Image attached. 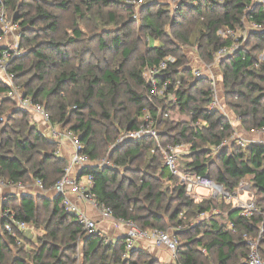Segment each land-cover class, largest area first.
<instances>
[{
  "label": "trees",
  "instance_id": "trees-1",
  "mask_svg": "<svg viewBox=\"0 0 264 264\" xmlns=\"http://www.w3.org/2000/svg\"><path fill=\"white\" fill-rule=\"evenodd\" d=\"M196 2L191 6L182 1L176 11L158 2L146 4L139 9L141 24L136 30L132 27L136 22L132 19L135 9L125 0H3L5 16L8 12L11 21L18 23L24 31L26 24L37 26L44 46L34 49L32 65L37 73L31 81L20 82L27 73L19 57L10 61L7 71L14 75L13 83L20 86L24 96L44 106L52 124H59L77 136L82 151L90 160L107 156L127 173L134 172L130 166L140 164L145 155L149 156L145 165L147 170L156 171L162 163L156 180L170 181L165 190L145 178L126 182L125 177L119 178L113 167L93 166L82 170L81 174L93 177L91 191L97 202L109 206L114 217L132 220L145 230L164 231L167 225H182L183 228L175 232L178 238L176 256L181 264H246L248 246L245 238L257 236L261 228L264 232V209L258 208L259 200L255 197V193L264 195V143L251 142L244 148L232 145L213 159L207 146L228 138L232 127L223 114L207 109L211 99L210 80L206 76L195 78L192 75L191 69L186 67L187 57L182 45L195 44L201 60L212 62L213 53L230 44L229 39L218 37L216 31L222 26H239L243 17L264 27V3L255 4L253 0ZM248 7L252 9L247 12ZM104 10L117 30L109 45L99 38L97 48L101 52L110 49L119 53L122 60L117 68L110 67L105 57L91 55V61L87 63L83 59L90 49L82 41L84 33L80 26L93 14L99 16ZM66 13H69L70 23L62 27ZM139 34L145 38L142 48ZM24 40L30 43L34 38L24 36ZM151 40L159 42L154 45ZM70 48H74L72 52ZM263 49L264 30L251 33L243 48L219 63L224 89L222 97L229 98V101H223L224 105L248 132L264 126V63L256 67L257 57ZM135 52L139 53L137 61L131 65L129 59ZM167 56H173L175 63L169 64L165 76H180L181 79L175 93L177 102L169 106L151 94L143 74L147 66L156 65ZM51 71L54 73L49 81L46 77ZM9 88L0 79V177L23 185L41 179L48 188L64 175L68 162L59 156L58 142L47 138L31 122L30 112L16 108L15 100L6 96ZM145 109L157 120L158 137L127 140L110 148L121 131L139 128ZM172 110L185 115L187 120L164 116ZM199 119L206 121L207 126L195 130L191 124ZM157 140L162 148L168 144L192 142L193 151L185 155L190 161L185 163L184 170L207 177L227 191H234L239 181L249 176L257 212L244 217L223 198L196 201L187 196L184 185L164 165ZM141 194L148 202L146 207L138 201ZM165 200L168 203L164 204ZM219 205L222 209L227 207L226 224L212 218L217 214L211 210L218 209ZM3 208H11L17 219L34 225H39L42 222L40 216L44 215L45 230L51 240L35 250L32 255L35 264H67L62 250H71L78 243L84 248V260L88 264H95L92 257L99 251L102 259L99 264H109L103 260L109 253L110 264L128 261L138 264L132 261L134 256H144V252L136 248L123 259V237L104 244L102 236L86 235L74 216L64 210L60 196H10ZM205 212L209 215L205 218L207 221L203 219L194 226H184L188 219H196ZM230 223L235 232L227 229ZM61 227L68 238L63 241L62 249L56 244V241L62 242ZM11 244H16L12 237L0 234V264H28L18 256L9 257ZM259 250L264 258V250L260 246ZM145 258L141 264H160L153 257Z\"/></svg>",
  "mask_w": 264,
  "mask_h": 264
},
{
  "label": "built area",
  "instance_id": "built-area-1",
  "mask_svg": "<svg viewBox=\"0 0 264 264\" xmlns=\"http://www.w3.org/2000/svg\"><path fill=\"white\" fill-rule=\"evenodd\" d=\"M164 1L170 4L171 11H176L180 7V4L183 0H125V3L135 9V12L132 16L135 18L142 6L155 2L161 3ZM218 1L221 2V0ZM187 2H189L191 6L197 4L196 0ZM253 3L261 4L264 3V0H253ZM251 9L252 7H248L247 12ZM0 28L2 30L0 41L6 34L16 31L18 28L17 23L6 19L3 0H0ZM263 30V25L243 17L239 26L234 28L222 26L216 31V35L218 37L222 39H229L230 44L222 46L216 50L212 55V62L206 64L201 60L196 50L189 51L186 67L191 69L192 75L195 78L206 76L209 78L211 83V99L207 109L216 110L223 114L228 119L232 127V134L228 138L222 140L218 144L207 146L213 159L221 150L232 145L244 148L251 142L264 143L262 137L256 140L247 139L239 133V128L233 127V122L230 120L229 111L221 99L219 84L222 83V80L218 81L217 79L218 75L221 78V71L219 68L220 61L228 56H231L237 50L243 48L251 33L262 32ZM153 44L156 45L158 43L155 42ZM17 50V47L9 48L8 46H3L0 49V79L6 82L10 87L6 93V96L14 99L18 108L29 111L33 116L38 117L40 122L45 125L42 133L47 138L58 143H61L62 140H66L71 147L70 158L64 175L54 185L48 188L44 187L41 179H35L33 181V185L43 194L50 193L53 197L60 196L62 207L67 213H70L74 216L75 221L81 226L86 235L103 236V233L99 229L97 222L88 216L86 212L82 210L79 205H77V203L71 201V195L77 197L80 202L87 203L91 207L97 209L102 220L110 221L116 225L125 226V232L123 233L125 248L122 253V258L128 257L132 250L140 248L137 246L138 243H140L141 246H147L151 244L155 247H163L168 251L170 264H181L177 261L176 256L178 238L175 236V232L181 230L183 228L182 225H177L171 230L164 231L159 229H141L132 220H124L122 218L114 217L112 214V209L109 206L97 202L95 195L91 191L93 187V177L91 174L81 173L86 167L101 166H99V163L95 160H90L88 156L82 151L83 146L72 131L63 128L59 124H52L50 122V116L45 110L44 106L40 103L34 102L30 97L24 96L20 86L14 85V75L7 71V66L15 57ZM174 63L175 58L173 56H167L164 57L158 64L147 66L143 73L146 81L150 85L151 94L156 99L163 101L164 105L168 106L176 104L177 99L175 97V93L181 83L180 76H165V72L169 68V64ZM262 63H264V49L257 57L256 67ZM161 110L162 109L159 107V111ZM167 112L164 113V116L168 115ZM140 120L141 124L138 129L134 131H121L116 141L110 148L119 145L124 141L136 140L145 136L157 138V120L151 111L148 109L143 110ZM191 125L196 130L198 127L207 126V122L199 119L194 121ZM239 127H241V125H239ZM249 132L256 134L257 136H263L264 126L257 129H252ZM156 146L161 149L163 162L168 172L172 176L177 177L178 182L184 185L187 196H192L196 199V201L206 197L215 199L223 198L225 202L231 203L234 208L239 209L240 214L244 217H249L253 213L257 212V207L253 201V194L249 190L250 178H248V176L242 178L239 181L238 187L234 191L230 192L224 189L223 185L207 177L188 173L186 171L185 175L180 174L176 163L181 158V156L188 155L193 151L192 142H182L174 145L168 144L165 148H162L160 142L157 140ZM79 174L80 176H78ZM167 182L170 183V181ZM0 188L15 189L20 191L25 188V185H23L21 182H12L0 177ZM197 188L208 190L209 195H198L196 193ZM243 194L247 195V199L245 201L240 198V195ZM10 196H0V223L2 225L4 234L12 237L16 243H20L19 234L29 228V223L17 219L11 209L3 208V203L7 201V198ZM211 212L213 214H219V210L217 209H212ZM208 216V212H205L200 214L198 219L203 220ZM227 229L235 232L233 224L231 223ZM262 232L263 229L261 228L260 235ZM260 235L258 238H245L246 244L248 246V253L245 260L246 264H264V258L261 256L259 250Z\"/></svg>",
  "mask_w": 264,
  "mask_h": 264
},
{
  "label": "rangeland",
  "instance_id": "rangeland-1",
  "mask_svg": "<svg viewBox=\"0 0 264 264\" xmlns=\"http://www.w3.org/2000/svg\"><path fill=\"white\" fill-rule=\"evenodd\" d=\"M183 1L187 2V1H191V0H183ZM161 4L165 5L168 9H170V7H171L170 4H168L166 1L161 2ZM56 12H58V11H56ZM105 13H106V10L101 12L99 14V16L96 13L93 14L92 18L89 19L88 22L83 23L80 26L83 33H84V37H83L82 41L90 49V53L86 54L83 59H84V62L87 63L88 61H91V55H94L95 57H100V58L105 57L108 60L110 67L117 68L119 66V62L122 60L119 53H115L114 51H112L110 49H106L105 51L101 52L97 48L99 38H101L106 45H109L110 38L116 33V30H117V26L115 25V23L110 22L108 20V17L105 15ZM6 14L9 16L8 17L6 15L7 16L6 19L11 21V18H10L11 15H9L8 12ZM67 14H69V13H66V15H64L65 20L62 21V24H61L62 27H66L70 23V20H69ZM102 15H104L103 18H101ZM132 19L136 21L133 23L132 27L135 28L136 30H138V28L140 27V24H141L140 14H137L135 18L132 17ZM19 22H21V21H19ZM17 25H18V23H17ZM25 27H26V30L24 31V30H22L20 25H18V28L16 31H13V32L6 34L0 42V48L3 46H8L9 48L17 47L18 50L15 54V58L16 57L21 58V62L24 64L25 71L27 73L25 75V77L22 80H20V82L23 84H24V82L31 81L36 76V73H37L35 71V69L33 68V65H32L34 63V56H33L34 49L36 47H44L42 42H41L42 41L41 32H40V30L37 29V26L31 27V25L26 24ZM24 36L32 37V38H34V40H32V42L28 43L24 40ZM139 36H141V35L139 34ZM143 41H145L144 35L141 36V43H139L141 48L143 46ZM151 42L152 43H155V42L158 43L159 41L151 40L150 43ZM73 49L74 48H70V51L72 52ZM182 50H183V53L186 55V57H189V51L190 50H192V51L196 50L197 51V47L195 44H193V45H191V44H185L184 45L183 44ZM46 53H48V52H46ZM138 54H139L138 52L137 53L135 52L130 56L129 64L133 65L136 63ZM71 57H72V53H71ZM76 63L78 64V62H76ZM53 73L54 72L51 71L50 74L46 77V79L51 81ZM217 79H218V81H221V78L219 75H218ZM35 83H36V80L33 82V84H35ZM16 86H18V85H16ZM219 88L221 91V99L224 102L229 101V98H226V97L223 98L222 97L223 91H224L222 83L219 84ZM16 108H17V106H16ZM85 113H87V111ZM167 113H168V116L171 117V119H174V120H178V119L184 120L185 119V120H187V117L185 115L179 114L175 110L169 111ZM72 114H73V117L76 116V115H74V113H72ZM229 114H230V120H232V122H233V127L238 128V126L241 125L240 120L238 119L237 116L233 115V113L231 111H229ZM3 119H5L4 116H3ZM30 120L32 123H34V120H33L31 113H30ZM241 128H242V126H241ZM241 128H239L240 131H241ZM242 130H243V133L248 132V131H245L243 128H242ZM148 160H149L148 155L142 156L140 164L135 163V164L130 166L131 169H134V170H131L134 172H130V173H127L123 167L115 165V163L112 162L110 159H108L107 156L100 157V158L96 159L95 161L98 162L99 166H101V167L108 166V167L116 168L117 172L119 173V178L125 177L126 182L128 180H135V179H139V181H140V179L145 178V179L150 180L154 185L156 184L157 186H159L160 189L165 190L166 187L169 186L167 184L168 182L165 180V178L164 179L162 178L163 180H161V181L156 180V177L158 178V173H160V167H161L162 163H160V166L158 165V168L156 171L147 170L145 168V165H146V163H148ZM162 161H163V159H162ZM188 161H190V158H189V156H185V155L181 156V158L177 161L176 166H177V169L179 170L180 174H182V175L186 174V172L184 170V166H185V163ZM152 173L155 175L153 176ZM248 178H250V177L248 176ZM31 184H33V182L30 183V185ZM249 190L253 194L250 187H249ZM196 193L198 195H201V196H208L209 195L208 190L201 189V188H197ZM255 197L257 200H259L258 208L260 207L261 210L264 209V195H260V194L255 193ZM206 198H211V197H206ZM240 198L245 201L247 199V195L246 194L240 195ZM138 201H139L140 205H143L144 207H146L148 204L147 200H145V198L142 194L138 196ZM167 201L168 200H165L164 204L168 203ZM172 204H173V206L175 205L174 203H172ZM220 207L221 206L219 205L218 209H217V210H219V214L213 215L212 218L217 220L219 223L226 224L227 221L225 219L224 213L226 212L227 207H224L223 209H222V207L221 208ZM43 219H44V215L40 216V220H42V222L39 221L40 222L39 225L33 224V228L25 230L19 234L20 243H16L15 245L11 244V254L9 255V257L10 256L11 257L18 256L21 259H24L28 264H35V262H33V259H32V255L34 254L35 250H37V248L40 247L43 242L49 243L51 240L49 237H47V231L45 230V224L46 223L43 222ZM200 220L201 219H198V217L196 219L190 218L185 222L184 226L187 228L190 226H194L193 224H195V223L197 224L198 221H200ZM204 221H207V219H205ZM51 227H53V224L51 225ZM165 228H167V230H171L174 227H171V224H170V227L167 225ZM60 230H61L60 233H61V237H62L61 238L62 242L59 240V241H56V244H59L60 249H62L64 247L63 241L68 240V238H67V234H64L62 227L60 228ZM0 234H4V232L2 230L1 223H0ZM259 235H260V231L258 232L257 236H255V237L252 236V238H258ZM63 236H65V238H63ZM102 237H103V243L108 244L109 243L108 236L103 235ZM261 241H262V244H261ZM78 244L79 245H77L75 248H72L71 250H68V251L62 250L61 253L64 257L63 260L66 261L67 264H88L84 260V248H82L81 243H78ZM259 246L264 250V232H262V234L260 235ZM138 249H140L141 251L144 252L143 257L142 256L141 257L134 256L132 261L138 262V264H141L144 259H147V258H145L146 256H148V257L150 256V257H153L156 259V257H158L159 252H160L159 250H156L155 248H153V250H152L151 246H149V245L148 246H142ZM18 250H20V252ZM99 255H100V251L92 257V263H95V264L100 263V260H102V259L99 258ZM127 258L128 257L123 258V259H127ZM103 260H104V263L110 264L111 254L109 253L106 257H104ZM129 260H131V258ZM159 263L162 264L160 261H159ZM125 264H131V263H130V261H128Z\"/></svg>",
  "mask_w": 264,
  "mask_h": 264
},
{
  "label": "crops",
  "instance_id": "crops-1",
  "mask_svg": "<svg viewBox=\"0 0 264 264\" xmlns=\"http://www.w3.org/2000/svg\"><path fill=\"white\" fill-rule=\"evenodd\" d=\"M32 117L34 120V124L37 126L38 130H40L42 132L43 129L45 128V125L40 122L38 117L33 116V115H32ZM238 128H241V127L238 126ZM238 130H239V133L242 136L246 137L247 139L256 140V139H259L261 137L264 139V135L263 136L262 135L257 136L256 134H252L250 132H247V133L244 132L243 133L242 128H241V131H240V129H238ZM70 153H71V147H70V144L68 143V141L62 140L61 143H58V154H59V156L63 157L67 162L69 161ZM21 194H30V195L31 194L32 195L39 194L42 196H47L49 198L53 197L50 193H44V194L41 193L33 184L25 185V188L23 190H20V191H17L15 189L0 188V196L1 195L19 196ZM70 199L72 202L77 203V205H79V207L82 210H84L88 216H90L93 220H95L97 222V225H98L99 229L101 230V232L103 233V235H107L108 238L112 241L118 237H123V233L125 232V226L116 225L110 221L102 220L100 213L97 209L91 207L87 203L80 202L77 199V197H75L74 195H71ZM31 228H33V224H29L28 229H31ZM28 229H26V230H28ZM137 246L142 247L140 243H138ZM149 246H151L152 250H153V248H155L156 250L160 251L159 255H158V257H156V259H158L162 264H170L169 253L165 248L155 247L151 244Z\"/></svg>",
  "mask_w": 264,
  "mask_h": 264
},
{
  "label": "water",
  "instance_id": "water-1",
  "mask_svg": "<svg viewBox=\"0 0 264 264\" xmlns=\"http://www.w3.org/2000/svg\"><path fill=\"white\" fill-rule=\"evenodd\" d=\"M78 176H80V174Z\"/></svg>",
  "mask_w": 264,
  "mask_h": 264
}]
</instances>
